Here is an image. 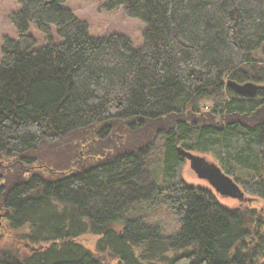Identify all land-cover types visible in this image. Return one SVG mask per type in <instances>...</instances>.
<instances>
[{
  "label": "trees",
  "instance_id": "trees-1",
  "mask_svg": "<svg viewBox=\"0 0 264 264\" xmlns=\"http://www.w3.org/2000/svg\"><path fill=\"white\" fill-rule=\"evenodd\" d=\"M15 1L17 35L0 48V217L25 232L0 264H264V88L227 85L264 87V0H100L143 23L138 47L90 36L67 0ZM158 139V177L142 184ZM180 149L210 154L261 208L187 185ZM138 203L166 206L178 229L134 216ZM84 233L100 236L94 251Z\"/></svg>",
  "mask_w": 264,
  "mask_h": 264
},
{
  "label": "rangeland",
  "instance_id": "rangeland-1",
  "mask_svg": "<svg viewBox=\"0 0 264 264\" xmlns=\"http://www.w3.org/2000/svg\"><path fill=\"white\" fill-rule=\"evenodd\" d=\"M99 3L100 0H67L63 2L61 6L69 9L79 20L86 22L90 36L101 37L110 33H120L130 39L134 47H138L142 43L141 33L144 28L143 23L139 19L127 17L122 6L106 11L100 9ZM17 9L18 5L15 0H0V48L4 37L15 38L17 35L16 28L10 21V15ZM28 33L33 36L36 41L35 48H39L44 44L45 36L32 24L28 25ZM263 49L264 43L258 50L259 55ZM226 97V94H222L211 99L202 100L199 106L203 109L211 108L216 103L219 104ZM161 152L160 139H158L150 153L145 157L142 184L152 181L153 178L158 177V169H156V166H159L160 164ZM199 155L204 156L206 160L217 163V161L210 154ZM180 177L183 182L191 187H200L212 190L206 181L196 177L195 173L189 167L188 160H185L182 164ZM156 182H159V180L157 179ZM239 186L241 187L240 184ZM214 194L219 202L229 208L244 206L258 209L263 205V201L261 199H257L256 196L248 193H244L246 200L243 201H238L237 199L230 197H219L215 192ZM133 207H135L134 216L142 217L146 221L156 223L161 226L165 233H169L175 230V228L178 229L176 218L170 213V210H168L166 206L155 205L148 207L146 204L138 203ZM1 219L2 218L0 217V248L15 247L18 245L23 246L20 234L21 232H25L24 228L6 232ZM99 237L100 236L93 235L91 233H84L79 235L76 238V241L91 251H94ZM21 249L24 250L23 248ZM106 261L107 258H104V262ZM114 263L116 264V262L112 261L110 264Z\"/></svg>",
  "mask_w": 264,
  "mask_h": 264
},
{
  "label": "water",
  "instance_id": "water-1",
  "mask_svg": "<svg viewBox=\"0 0 264 264\" xmlns=\"http://www.w3.org/2000/svg\"><path fill=\"white\" fill-rule=\"evenodd\" d=\"M227 85L232 87L236 93L246 97L255 96L257 90L264 88L249 82L237 84L228 81ZM180 154L185 160H188L189 167L195 173L196 177L206 181L220 197L235 198L238 201L246 200L243 189L231 176L223 172L217 163L206 160L204 156L184 149H180Z\"/></svg>",
  "mask_w": 264,
  "mask_h": 264
}]
</instances>
